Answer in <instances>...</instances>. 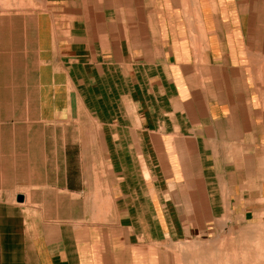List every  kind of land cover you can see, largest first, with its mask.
Returning a JSON list of instances; mask_svg holds the SVG:
<instances>
[{"label":"crops","instance_id":"crops-1","mask_svg":"<svg viewBox=\"0 0 264 264\" xmlns=\"http://www.w3.org/2000/svg\"><path fill=\"white\" fill-rule=\"evenodd\" d=\"M32 23L0 264L264 262L261 0H45Z\"/></svg>","mask_w":264,"mask_h":264},{"label":"rangeland","instance_id":"rangeland-1","mask_svg":"<svg viewBox=\"0 0 264 264\" xmlns=\"http://www.w3.org/2000/svg\"><path fill=\"white\" fill-rule=\"evenodd\" d=\"M44 1L0 0V121L13 111L21 116L27 112L26 100L32 91L34 63L31 48L32 20L36 17L38 22ZM263 6L264 0H261ZM36 55L38 66V45ZM245 232V236H250L251 230L245 229ZM165 264H170V260L165 261ZM243 264L254 262L245 259ZM261 264L264 262L261 261Z\"/></svg>","mask_w":264,"mask_h":264},{"label":"water","instance_id":"water-1","mask_svg":"<svg viewBox=\"0 0 264 264\" xmlns=\"http://www.w3.org/2000/svg\"><path fill=\"white\" fill-rule=\"evenodd\" d=\"M19 202H21V198H19Z\"/></svg>","mask_w":264,"mask_h":264}]
</instances>
